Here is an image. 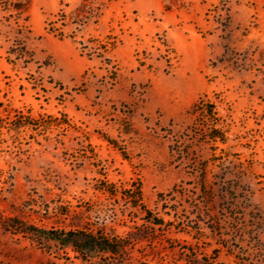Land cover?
I'll return each instance as SVG.
<instances>
[{"label": "rangeland", "instance_id": "1", "mask_svg": "<svg viewBox=\"0 0 264 264\" xmlns=\"http://www.w3.org/2000/svg\"><path fill=\"white\" fill-rule=\"evenodd\" d=\"M16 1L0 0V264H129L15 220L126 236L132 264H264V0H30L18 22ZM109 183H140L166 225Z\"/></svg>", "mask_w": 264, "mask_h": 264}, {"label": "trees", "instance_id": "2", "mask_svg": "<svg viewBox=\"0 0 264 264\" xmlns=\"http://www.w3.org/2000/svg\"><path fill=\"white\" fill-rule=\"evenodd\" d=\"M30 0L24 4L16 1L13 4L14 16L19 21L22 13L28 7ZM169 9V8H168ZM55 19L47 21L48 31L55 33L58 36H63V26L65 25L66 13L64 8H60L55 14ZM60 22L61 26H57ZM114 39V38H113ZM116 42L113 40L109 42L105 51H111L115 47ZM140 64L144 65L145 62L140 60ZM204 113L208 119V131L206 132V139L211 143L227 141L226 131L218 126L220 122L219 115L216 111L214 103L207 101H199L192 107L191 113ZM25 124V123H24ZM30 124V123H28ZM22 124L18 125L20 127ZM104 193L111 196H116L119 199H124L132 207H139L144 213V219L153 225L164 226L166 221L163 217H155L154 214L143 204V191L140 183H132L130 187L119 189L114 183L99 188ZM14 219V218H13ZM24 221H13L9 224L14 227L16 232L30 234L33 238L32 241L38 240H52L60 245L63 250L70 249L76 256H81L85 259H91L97 256H106L113 259H120L121 263L132 264L133 258L131 255V242L126 236L110 235L107 232L100 231L98 228H75V229H43L35 226L34 224L25 225Z\"/></svg>", "mask_w": 264, "mask_h": 264}]
</instances>
